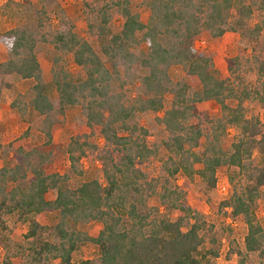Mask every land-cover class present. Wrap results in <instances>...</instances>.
<instances>
[{"label":"trees","instance_id":"trees-1","mask_svg":"<svg viewBox=\"0 0 264 264\" xmlns=\"http://www.w3.org/2000/svg\"><path fill=\"white\" fill-rule=\"evenodd\" d=\"M38 2L30 20L0 34L6 49L0 97L9 79L30 82L11 108L22 119L35 116L42 137L38 145L13 149V166L0 168V242L15 216L29 226L27 264H217L221 239L231 229L209 222L185 198L195 178L214 189L217 170L225 167L228 192L217 210L246 229L243 247L231 240L228 256L237 264L253 257V264H264V227L256 216L264 187V125L252 110L264 108V0H88L86 34L99 53L56 0ZM114 18L121 20L117 27ZM226 33L259 53L238 52L225 60L227 74H219L195 42ZM39 49L48 50L49 89ZM172 66L194 77L200 89L191 90L185 79L173 82ZM205 102L218 105L220 115L205 111ZM71 108L80 109L87 132L70 138L65 172H51L59 158L52 129ZM141 115L152 116L156 135L140 124ZM84 160L98 175L78 184L89 173ZM51 191L55 196L48 198ZM51 213L57 222L47 225ZM91 222L102 228L92 235L78 229ZM82 245L96 247L97 255L74 263Z\"/></svg>","mask_w":264,"mask_h":264},{"label":"rangeland","instance_id":"rangeland-1","mask_svg":"<svg viewBox=\"0 0 264 264\" xmlns=\"http://www.w3.org/2000/svg\"><path fill=\"white\" fill-rule=\"evenodd\" d=\"M88 0H56L58 6L64 11L65 15L71 19L75 25L76 33L90 41L94 50L98 52V45L95 41L88 38L86 34V25L83 17V3ZM29 3V4H28ZM135 2L133 1V5ZM40 8L38 0H0V34L5 31L23 25L30 20L34 15V11ZM55 13H51L52 20ZM140 16L142 21H146L148 13L140 9ZM121 20L114 18L113 24L115 27L120 25ZM252 44H246L240 41V37L234 33H226L218 39H211L209 36H202L195 42V48L198 51L204 52L213 58L214 66L219 74H227L226 59L233 57L239 53H242L248 57L257 55L259 51L252 49ZM6 49L0 44V62L3 61ZM48 50L39 49L38 59L41 64V73L43 83L46 88L49 89L50 82V61L47 54ZM99 53V52H98ZM168 75L173 82L180 79H185L191 90L198 91L200 85L194 77H184L180 71L179 66H172L168 70ZM10 87L4 89L0 97V168L13 166L12 150L23 145H38L42 142L41 135L34 128L35 116L22 119L15 109L11 108V103L18 97V94L26 93L29 90L30 82L20 80L13 77L8 80ZM203 109L207 111L211 116L218 117L220 115V108L214 102H205ZM264 125V108L252 107ZM139 122L144 127L151 131L152 136L158 133L152 116L141 115ZM87 132L85 122L81 116L79 108L69 109L64 117V120L56 125L52 129L53 143L58 147V159L57 165L53 166L51 172L64 173L65 169L69 165L67 156L64 154V150L74 135ZM232 135L233 131L228 132ZM153 138V137H152ZM150 138V140H152ZM101 143V139L98 140ZM253 160L258 162L259 155L255 151L253 153ZM60 161V162H59ZM83 168H88V163L84 160L82 162ZM98 165L95 164V167ZM89 170V169H87ZM98 175L96 171L89 170V173L85 174L83 178L78 180V184L88 178ZM178 183L181 184V179L178 177ZM224 188V189H223ZM262 195L257 205L256 216L259 223L264 227V187L262 188ZM228 184L226 176V168L221 167L217 170V184L212 190H207L205 186L199 181L198 178L190 184L187 190L186 203L193 207L202 209L203 214L209 222L213 224L223 223L229 226L231 234L228 237H222L220 242L219 257L216 259L217 264H237L238 260L235 255L228 256L230 241H234V244L238 247H243V238L246 233V229L243 226L240 219L232 220L229 217L224 218L223 214L218 212L217 204L227 197ZM55 192L51 191L48 194V198H53ZM156 202L152 201V205ZM44 222L47 225H53L57 222V213L48 214L44 218ZM7 226L9 232L7 233V239L0 242V262L3 264H27V260L31 255V247L29 240L25 238L29 226L22 224L18 221L17 217H9L7 220ZM102 225L98 222H91L88 224L78 225V229L88 235H92L99 231ZM97 255V248L92 245L80 246L73 255L72 261L78 263L82 260L94 258ZM255 257L251 258L249 264L255 263ZM50 264H59L58 260H51Z\"/></svg>","mask_w":264,"mask_h":264},{"label":"built area","instance_id":"built-area-1","mask_svg":"<svg viewBox=\"0 0 264 264\" xmlns=\"http://www.w3.org/2000/svg\"><path fill=\"white\" fill-rule=\"evenodd\" d=\"M224 189V188H223Z\"/></svg>","mask_w":264,"mask_h":264}]
</instances>
